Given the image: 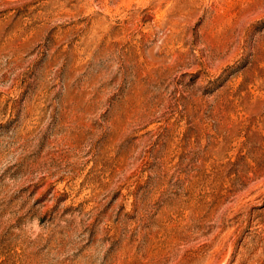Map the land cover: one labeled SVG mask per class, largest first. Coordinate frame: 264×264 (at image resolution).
Listing matches in <instances>:
<instances>
[{
    "label": "rangeland",
    "instance_id": "1",
    "mask_svg": "<svg viewBox=\"0 0 264 264\" xmlns=\"http://www.w3.org/2000/svg\"><path fill=\"white\" fill-rule=\"evenodd\" d=\"M0 264H264V0H0Z\"/></svg>",
    "mask_w": 264,
    "mask_h": 264
}]
</instances>
